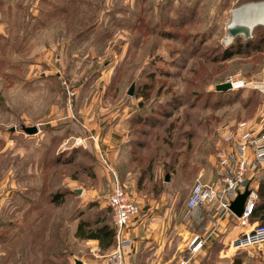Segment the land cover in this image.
Wrapping results in <instances>:
<instances>
[{
  "label": "rangeland",
  "instance_id": "374dc122",
  "mask_svg": "<svg viewBox=\"0 0 264 264\" xmlns=\"http://www.w3.org/2000/svg\"><path fill=\"white\" fill-rule=\"evenodd\" d=\"M254 3L0 0V264H104L116 236L95 256L77 231L116 235L115 174L139 209L127 264L137 239L130 264H193L189 239L206 230L187 217L193 186L217 177L229 129L264 130V24L247 39L227 31ZM231 76L249 85L216 90ZM235 222L234 238L262 224ZM234 238L232 252L263 257Z\"/></svg>",
  "mask_w": 264,
  "mask_h": 264
},
{
  "label": "built area",
  "instance_id": "2783aa9c",
  "mask_svg": "<svg viewBox=\"0 0 264 264\" xmlns=\"http://www.w3.org/2000/svg\"><path fill=\"white\" fill-rule=\"evenodd\" d=\"M226 83L234 90L249 85L245 79L235 76L229 77ZM253 127L250 121L245 120L224 134L217 152V177L207 183L198 181L193 186L187 205L189 210H198L204 205L213 204L233 215L229 209L231 202L249 186L251 193L247 198L244 214L236 217L243 227H249L251 212L258 198L252 188L253 183L264 173V130ZM109 206L114 213L116 248L104 264H126V250L133 246L127 229L139 209L128 198L116 174L113 190L109 195ZM188 245L190 252L196 253L203 247L204 242L199 234H192ZM231 245L237 250L257 247L263 252L264 225L245 231L234 238Z\"/></svg>",
  "mask_w": 264,
  "mask_h": 264
},
{
  "label": "crops",
  "instance_id": "0c3cea01",
  "mask_svg": "<svg viewBox=\"0 0 264 264\" xmlns=\"http://www.w3.org/2000/svg\"><path fill=\"white\" fill-rule=\"evenodd\" d=\"M261 123H264V120H262ZM97 139H102V136L97 133L96 134ZM116 137L112 134L107 135L105 139V146L104 149H108L107 146H111L116 148ZM104 142V140H103ZM118 143V142H117ZM119 149V148H117ZM118 150H117V156H118ZM116 155V154H115ZM117 156L116 159H117ZM253 188L258 194V183L253 184ZM259 200V198H257ZM256 200V202H257ZM209 207L205 206V208H201L198 210H193L190 212L192 215H187L188 218L194 217L196 220H198V226H202L204 221L205 224L203 227L206 228L205 231L202 232H196L199 234L204 242L203 247L196 253H190V256L194 258L193 264H234L236 262V259L240 258L241 260L237 261L238 264H264V255L263 257L259 256V253L256 254H251L249 255L242 253V252H232L231 247H230V240L234 238L235 234L237 233V230L235 231L234 229H239L240 227L237 225L235 222L236 217L233 216L232 214L228 213L227 215L223 214H212L209 213ZM210 217H217L213 218V220ZM99 222V221H98ZM98 222L95 223L99 224ZM235 231V233H234ZM234 233V236H233ZM91 244H88L94 253V255H101V251L107 250V251H112L114 249V245L111 247H103L101 246L99 240L96 239H86ZM140 240H136V248L138 249ZM135 248V251L130 255V250L127 251V254H129V261L128 264H130L131 258L135 259L136 255H140L139 252L136 253L137 249ZM243 254V257H242ZM157 255V254H156ZM248 257H247V256ZM245 257V258H244ZM202 259L205 262L199 261ZM188 263V262H187ZM81 264V262H80ZM127 264V261H126ZM237 264V263H236Z\"/></svg>",
  "mask_w": 264,
  "mask_h": 264
},
{
  "label": "trees",
  "instance_id": "16d2710c",
  "mask_svg": "<svg viewBox=\"0 0 264 264\" xmlns=\"http://www.w3.org/2000/svg\"><path fill=\"white\" fill-rule=\"evenodd\" d=\"M258 198L259 202L252 209L250 217L252 219L261 220L262 224L259 225H264V178L260 181L258 186ZM77 234L82 238L99 240L103 247H111L115 244V231L109 224H104L101 227L93 228L85 232L84 224L81 222Z\"/></svg>",
  "mask_w": 264,
  "mask_h": 264
},
{
  "label": "water",
  "instance_id": "95a60500",
  "mask_svg": "<svg viewBox=\"0 0 264 264\" xmlns=\"http://www.w3.org/2000/svg\"><path fill=\"white\" fill-rule=\"evenodd\" d=\"M231 38L243 35L246 39L251 37L252 27L249 25H244L242 23L231 24L227 29ZM231 89V85L229 83H221L216 86V90L218 91H229ZM132 94V92H129ZM24 131L28 134H36L39 129L37 126L32 127H24ZM166 180H169L168 176ZM80 193V191H78ZM251 190L249 186H247L246 190L243 193H239L238 196L231 202L229 209L236 217H242L245 211V204L247 198L249 197ZM76 264H80L79 261Z\"/></svg>",
  "mask_w": 264,
  "mask_h": 264
},
{
  "label": "bare ground",
  "instance_id": "6f19581e",
  "mask_svg": "<svg viewBox=\"0 0 264 264\" xmlns=\"http://www.w3.org/2000/svg\"><path fill=\"white\" fill-rule=\"evenodd\" d=\"M237 13H239L236 15L237 19L244 25H249L253 28L257 24H264V3H254L244 6ZM230 39L231 37H229V41Z\"/></svg>",
  "mask_w": 264,
  "mask_h": 264
}]
</instances>
